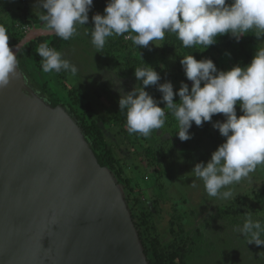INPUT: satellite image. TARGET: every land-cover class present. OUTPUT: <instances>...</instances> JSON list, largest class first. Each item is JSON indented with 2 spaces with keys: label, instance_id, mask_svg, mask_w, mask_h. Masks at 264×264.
I'll list each match as a JSON object with an SVG mask.
<instances>
[{
  "label": "rangeland",
  "instance_id": "rangeland-1",
  "mask_svg": "<svg viewBox=\"0 0 264 264\" xmlns=\"http://www.w3.org/2000/svg\"><path fill=\"white\" fill-rule=\"evenodd\" d=\"M107 2L93 0L88 21L93 22L92 16L96 13L103 15ZM226 3L230 4L231 0H226ZM34 4L35 0H0V26L6 28L8 41L31 28L27 19H39L40 13L34 9ZM40 11L46 12L43 8ZM224 36L232 44L215 42L205 49L202 45L185 48L175 34L166 33L164 40L154 42L160 46L151 43L148 47L135 46L123 38L127 52L110 53L106 47L97 52L90 43V32L83 25L78 27L76 36L61 43L57 49L64 59L78 69L75 76L63 70L59 73L58 86L63 95L81 117L88 123L94 121L102 129L105 141L117 147L119 161L110 168L127 202L128 198H134L136 209L144 214L150 235L163 245L172 238L171 227L182 229L188 248L184 264H264V245L248 244L247 238L238 231L249 215L264 224V166H257L248 177L230 185L232 197L221 199L208 196L202 181L195 179L191 170L196 163H206L211 153L224 142L225 138L212 127V122H223L224 115L215 114L212 122H204L199 127L193 122L189 129L191 139L181 141L176 135L178 122L165 108L166 120L162 129L153 130L145 138L138 133L129 134L125 123L128 132L126 138L112 117L113 112L119 110L120 93L117 86L105 77L109 73L108 78L115 79V72L120 81L119 87L125 93L134 86L144 87L135 77V70H128V55L141 61L142 67H152L161 77L158 84L170 81L176 93L181 82L188 84L189 89L192 83L187 80L180 63L183 56L191 54L198 61L208 58L219 71H228L241 60L237 58L234 61L237 53L241 51L248 55L245 67L257 49L264 47V35L257 37L255 30L241 35L238 40L231 34ZM117 37L123 36H112L115 39ZM171 40L175 45L172 48L168 44ZM144 90L158 102L159 107H165L161 102L162 94L155 85L144 87ZM78 97H84L85 103H80ZM173 99L174 102L179 101L177 95ZM235 109L238 117L243 114L239 102ZM147 146L153 147V164H149L145 156L144 148ZM120 165H124L121 172L118 171ZM125 179L131 180V188ZM172 221L176 223L174 226L171 225Z\"/></svg>",
  "mask_w": 264,
  "mask_h": 264
},
{
  "label": "clouds",
  "instance_id": "clouds-1",
  "mask_svg": "<svg viewBox=\"0 0 264 264\" xmlns=\"http://www.w3.org/2000/svg\"><path fill=\"white\" fill-rule=\"evenodd\" d=\"M92 5L93 0H35L33 7L39 10L44 31L68 41L78 34V26L88 22ZM92 21L90 43L97 52L103 51L108 37L123 36L135 46L148 47L164 40L166 33L175 34L185 48L202 45L205 49L218 35L231 34L237 40L252 30L257 37L264 35V0H231L230 4L226 0H108L104 14H94ZM8 39L6 28L0 26V89L18 74L19 61ZM15 47L19 52L22 44ZM36 52L42 58L43 72L77 74V67L47 42L40 43ZM180 63L192 83L189 89L181 82L176 93L170 81L158 84L161 77L152 67L135 68L134 75L144 87H157L164 108L144 87L134 86L125 93L115 72V79H109V73L105 79L117 86L119 110L125 113L129 134L147 138L153 130L162 129L166 108L178 122L176 135L187 141L193 122L199 127L212 122L215 114H223L224 121L212 122V127L224 142L206 163H196L191 174L202 181L208 196L228 199L233 196L230 185L248 177L257 166H264V47L257 49L247 66H233L228 71H219L211 59L198 61L191 54L183 56ZM174 95L178 102H174ZM237 102L243 113L239 117ZM238 231L248 244L264 245V224L251 215Z\"/></svg>",
  "mask_w": 264,
  "mask_h": 264
},
{
  "label": "water",
  "instance_id": "water-1",
  "mask_svg": "<svg viewBox=\"0 0 264 264\" xmlns=\"http://www.w3.org/2000/svg\"><path fill=\"white\" fill-rule=\"evenodd\" d=\"M32 25L16 45L52 35ZM0 264H149L121 185L80 120L24 71L0 89Z\"/></svg>",
  "mask_w": 264,
  "mask_h": 264
},
{
  "label": "trees",
  "instance_id": "trees-1",
  "mask_svg": "<svg viewBox=\"0 0 264 264\" xmlns=\"http://www.w3.org/2000/svg\"><path fill=\"white\" fill-rule=\"evenodd\" d=\"M27 21L32 25H40L39 19H27ZM42 26V25H41ZM79 27V26H78ZM86 30L88 32L94 27V23L88 21L85 24ZM24 33H22L16 39H12L8 41V46L16 43ZM217 43L221 44H232L229 38H226L224 35H218L215 38ZM173 40L169 41L168 44L171 48L174 45ZM42 42H47L50 47L55 48L56 50L59 48L61 43H65V40L52 35H42L32 39L31 41L24 44L21 48V51L18 52L17 59L19 61V68L24 71L26 77L30 85L40 91V94L44 96L47 100L50 101L52 105L57 104L61 100H64V103L68 104L71 110L75 113V115L80 119L81 125L85 130L86 138L91 142L92 149L98 159V162L101 165H109L110 167H114L115 162L118 158L117 147L110 142L105 141V137L102 129L94 122L91 121L88 123L85 118L81 117L75 110L74 105L68 102L67 97L63 95L60 87L58 86L61 75L59 73L53 71L50 72L49 75H45L46 73L42 71L41 63L42 58L36 52L38 45ZM123 37L115 38H107L105 47L112 53L111 51H123L126 50L127 44L124 43ZM176 42V41H175ZM176 44L180 47L181 45L176 42ZM251 49V48H250ZM127 55V54H126ZM248 55L240 51L237 53V58H240V61H237V65L243 67L247 64ZM126 59L130 62V65L127 66L128 70L133 72L135 68L142 67L141 61H136L133 58H130L128 55ZM141 64H140V63ZM44 73V74H42ZM42 74V75H41ZM78 101L80 103H85L84 97H78ZM113 120L117 123V125L122 129L120 133L126 138H128V132L126 131L125 123L126 116L124 112H120V110H116L112 114ZM153 147L147 146L144 148V153L146 158L148 159L149 164H153V160H155L154 155H152ZM124 170V165H120L118 171L121 172ZM156 170V169H155ZM128 186L131 188L130 179H125ZM128 202L131 207L132 218L138 229L139 236L144 245V249L149 261V264H184L185 263V255L188 248H186V236L182 235V229H174L171 227L172 238L165 244H161L158 239L153 238L148 231V225L146 222V218L139 209L135 207V199L130 200L128 198ZM133 202V203H132ZM173 221L171 225L174 226Z\"/></svg>",
  "mask_w": 264,
  "mask_h": 264
},
{
  "label": "bare ground",
  "instance_id": "bare-ground-1",
  "mask_svg": "<svg viewBox=\"0 0 264 264\" xmlns=\"http://www.w3.org/2000/svg\"><path fill=\"white\" fill-rule=\"evenodd\" d=\"M29 31V30H28Z\"/></svg>",
  "mask_w": 264,
  "mask_h": 264
},
{
  "label": "flooded vegetation",
  "instance_id": "flooded-vegetation-1",
  "mask_svg": "<svg viewBox=\"0 0 264 264\" xmlns=\"http://www.w3.org/2000/svg\"><path fill=\"white\" fill-rule=\"evenodd\" d=\"M38 26V25H37Z\"/></svg>",
  "mask_w": 264,
  "mask_h": 264
}]
</instances>
